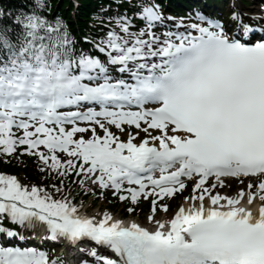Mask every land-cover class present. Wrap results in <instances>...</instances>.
<instances>
[{
	"label": "snow or ice",
	"instance_id": "6c2138e0",
	"mask_svg": "<svg viewBox=\"0 0 264 264\" xmlns=\"http://www.w3.org/2000/svg\"><path fill=\"white\" fill-rule=\"evenodd\" d=\"M229 9L110 0L78 39L51 0L0 7V156L23 148L59 179L53 193L0 174V264H66L29 246L45 240L65 242L67 264H264V6ZM73 174L85 195L147 201L151 227L82 215Z\"/></svg>",
	"mask_w": 264,
	"mask_h": 264
},
{
	"label": "trees",
	"instance_id": "16d2710c",
	"mask_svg": "<svg viewBox=\"0 0 264 264\" xmlns=\"http://www.w3.org/2000/svg\"><path fill=\"white\" fill-rule=\"evenodd\" d=\"M12 1H15V0H0V5L9 6L11 5L10 3ZM87 4H89V6H86ZM89 8H91V0H84L83 5L79 8V14H80L81 19L87 17V15L89 14V11H88ZM81 19H79V17L77 18L79 23L81 22Z\"/></svg>",
	"mask_w": 264,
	"mask_h": 264
}]
</instances>
